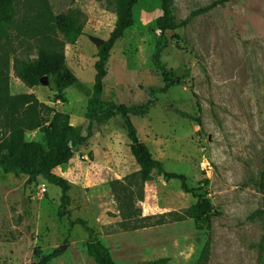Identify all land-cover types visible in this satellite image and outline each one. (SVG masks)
<instances>
[{"label": "rangeland", "instance_id": "1", "mask_svg": "<svg viewBox=\"0 0 264 264\" xmlns=\"http://www.w3.org/2000/svg\"><path fill=\"white\" fill-rule=\"evenodd\" d=\"M125 1L14 0V21L0 53L9 56L10 93H33L42 125L63 112L85 134L88 97L75 86L55 92L46 80L29 86L15 76L12 59L33 58L47 37L54 38L63 43L68 67L91 91L97 59L91 38L108 39ZM211 1L172 0L171 9L181 21ZM160 14V0H138L133 7L132 26L109 53L102 100L141 104L151 88L163 87L151 60ZM65 15L82 30L74 43L65 37ZM166 36L162 62L182 83L156 91L147 113L130 115L131 123L167 171L183 173L189 185L206 190L214 214L207 264H264V217L248 219L261 207L264 185V0H229ZM7 131L0 113V138ZM24 138L44 148L51 144L41 128ZM50 170L70 186L62 216L58 186L0 170V264H30L52 252L57 255L47 264H97L86 250L89 235L72 224L75 219L93 228L116 263L166 257V264H195L206 230L185 211L196 198L160 171L141 183L120 115L94 123L88 139Z\"/></svg>", "mask_w": 264, "mask_h": 264}, {"label": "trees", "instance_id": "2", "mask_svg": "<svg viewBox=\"0 0 264 264\" xmlns=\"http://www.w3.org/2000/svg\"><path fill=\"white\" fill-rule=\"evenodd\" d=\"M229 0H212L208 4L193 9L181 21H177L172 9V0H160L161 14L156 18L155 25L158 29V39L151 56L153 65L159 70L164 85L160 89L151 88L149 98L141 104L126 106L112 100H102L103 79L107 74V62L109 53L115 41L122 37L124 31L133 24V7L138 0H126L123 3L122 18L110 32L109 37L97 47V59L94 62V82L92 90L88 91L75 73L68 67L63 50V43L54 38L47 37L46 46L39 47L37 55L33 58L21 59L14 57L13 71L29 86L40 84L46 80L55 92H60L68 86L77 87L88 97L85 118L87 119L86 133L69 122V115L57 112L54 118L42 125L38 110V100L33 93L11 94L9 90V56L0 53V113L5 116L8 125L7 133L0 138V170L15 175H27V182H34L43 177L47 182L60 188L59 216L67 213L69 204L68 191L70 189L67 180L51 172L50 168L55 163L70 156L75 147L83 144L92 134L94 123L104 122L120 115L129 140V148L132 156L139 166L138 175L141 183L151 178L153 171H160L162 176L169 180L175 179L180 183L184 192L191 193L196 202L193 207L185 211V216L191 218L195 225L206 230V238L199 252L195 264H207L210 253V225L213 217V206L207 197L202 185L191 186L185 174L167 171L163 163L153 158L149 149L139 140L135 128L131 123L130 115H144L155 102L156 91L168 92L171 87L179 85L182 80L178 78L172 69H168L162 62L161 54L168 44L166 31L176 30L188 24L198 15L207 13L218 6H223ZM15 16L14 0H0V45L1 40L8 37V29L12 25ZM65 37L69 43H74L82 34L70 15L62 18ZM58 98H60L58 96ZM183 117H190L185 112H179ZM41 128L45 138L51 144L44 148L37 141H26L25 133ZM264 171L261 173L263 185ZM208 180L203 181L207 185ZM264 217V185L262 186L261 207L254 210L248 219L255 220ZM80 224L88 233L90 240L86 243L87 253L93 257L97 264H120L113 261L108 248L94 237L93 228L88 226L83 219H75L72 224ZM38 256V251L35 252ZM57 252L43 255L39 260L30 264H47L55 257ZM167 258L160 257L150 259L141 264H166Z\"/></svg>", "mask_w": 264, "mask_h": 264}, {"label": "water", "instance_id": "3", "mask_svg": "<svg viewBox=\"0 0 264 264\" xmlns=\"http://www.w3.org/2000/svg\"><path fill=\"white\" fill-rule=\"evenodd\" d=\"M92 42H94V44L98 47L100 46L104 41L100 38H96V37H92L91 38Z\"/></svg>", "mask_w": 264, "mask_h": 264}, {"label": "built area", "instance_id": "4", "mask_svg": "<svg viewBox=\"0 0 264 264\" xmlns=\"http://www.w3.org/2000/svg\"><path fill=\"white\" fill-rule=\"evenodd\" d=\"M46 188H45V185L43 184V186H42V190H45Z\"/></svg>", "mask_w": 264, "mask_h": 264}]
</instances>
